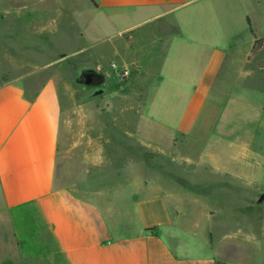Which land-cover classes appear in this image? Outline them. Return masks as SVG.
<instances>
[{
	"label": "crops",
	"instance_id": "obj_1",
	"mask_svg": "<svg viewBox=\"0 0 264 264\" xmlns=\"http://www.w3.org/2000/svg\"><path fill=\"white\" fill-rule=\"evenodd\" d=\"M93 1L121 24L114 59L136 68L137 95L173 103L158 116L136 112L137 135L210 133L213 161L251 193L192 208L180 205L190 193H169L146 177L140 184L142 176L123 171L122 111L84 127L69 150L74 157L82 148L84 158L66 181L58 174L63 117L55 85L45 80L27 96L22 76L0 77V201L13 229L29 209L62 264H264V188L255 187L264 155L256 161L246 144L237 152L234 138L264 124V0ZM141 141V149H163Z\"/></svg>",
	"mask_w": 264,
	"mask_h": 264
},
{
	"label": "rangeland",
	"instance_id": "obj_2",
	"mask_svg": "<svg viewBox=\"0 0 264 264\" xmlns=\"http://www.w3.org/2000/svg\"><path fill=\"white\" fill-rule=\"evenodd\" d=\"M120 27V23L98 12L90 0H0V77L22 76L27 96L45 80H51L58 91L63 117L59 177L67 181L65 176L78 168L79 158H84L82 148L74 157L69 151L73 142L81 143L84 127L91 121L97 125L103 115L122 111L118 121L128 126V138H123L121 147L123 171L131 169L133 177L142 176L140 184H146V178L154 179L161 181L169 193H190L193 199L180 205L192 208L221 207L228 200L227 193H251L228 181L223 172L226 167L213 161L210 133L198 138L194 134L184 138L161 133L152 134L151 138L137 135L136 112L158 116L162 106L167 109L173 103L168 102L170 99L151 103L137 95L139 87L130 83L136 68L128 63L118 66L114 59L113 46L122 39L117 35ZM83 65H91L105 75L102 93L94 86L75 81L76 68ZM180 104H176V111ZM205 120L202 117L201 121ZM238 130L234 133L237 152L246 144L248 155L262 161L264 124L256 134L254 130L248 135ZM143 138L160 142L163 149L147 151L137 147L135 141L143 143ZM140 160L153 164L151 169L146 170ZM257 169L253 166L252 170ZM261 176L255 187L264 188V174ZM21 218L15 231L0 201L1 264H62L32 212L27 209Z\"/></svg>",
	"mask_w": 264,
	"mask_h": 264
},
{
	"label": "water",
	"instance_id": "obj_3",
	"mask_svg": "<svg viewBox=\"0 0 264 264\" xmlns=\"http://www.w3.org/2000/svg\"><path fill=\"white\" fill-rule=\"evenodd\" d=\"M75 81L83 85L100 87L105 82V76L93 66L83 65L76 68ZM98 92L102 93L103 88L98 89Z\"/></svg>",
	"mask_w": 264,
	"mask_h": 264
},
{
	"label": "trees",
	"instance_id": "obj_4",
	"mask_svg": "<svg viewBox=\"0 0 264 264\" xmlns=\"http://www.w3.org/2000/svg\"><path fill=\"white\" fill-rule=\"evenodd\" d=\"M90 2L92 3L93 6H96L93 0H90ZM258 44H259V41L255 42L254 47L256 48V46H258Z\"/></svg>",
	"mask_w": 264,
	"mask_h": 264
},
{
	"label": "flooded vegetation",
	"instance_id": "obj_5",
	"mask_svg": "<svg viewBox=\"0 0 264 264\" xmlns=\"http://www.w3.org/2000/svg\"><path fill=\"white\" fill-rule=\"evenodd\" d=\"M94 88H96V90H98V89H100V88H101V86H100V87H94Z\"/></svg>",
	"mask_w": 264,
	"mask_h": 264
}]
</instances>
